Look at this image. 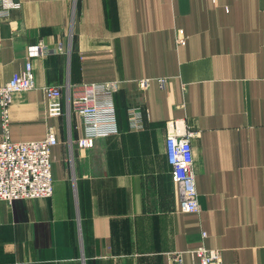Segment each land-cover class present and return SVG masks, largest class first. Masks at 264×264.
<instances>
[{
  "label": "crops",
  "instance_id": "obj_1",
  "mask_svg": "<svg viewBox=\"0 0 264 264\" xmlns=\"http://www.w3.org/2000/svg\"><path fill=\"white\" fill-rule=\"evenodd\" d=\"M12 1L0 8V88L29 65L36 87L13 96L10 136L41 141L53 127L59 144L53 197L0 201V264H169L175 252L189 264L202 246L264 264V0ZM40 42L50 54L31 56ZM109 82L120 133L71 148L82 120L50 117L43 88ZM173 120L198 134V213L181 210L172 180Z\"/></svg>",
  "mask_w": 264,
  "mask_h": 264
},
{
  "label": "built area",
  "instance_id": "obj_2",
  "mask_svg": "<svg viewBox=\"0 0 264 264\" xmlns=\"http://www.w3.org/2000/svg\"><path fill=\"white\" fill-rule=\"evenodd\" d=\"M215 2L217 0H214ZM20 4L12 0H0L2 13L19 9ZM31 56H48L50 50L43 42L30 48ZM147 88L149 81L139 82ZM35 76L31 65L22 73L15 74L11 81L0 88V111L3 140L0 142V201L9 204L17 200L48 199L54 195L52 174V150L58 146L56 130L48 128L41 141L14 142L10 136V107L13 96L35 88ZM49 101V116L67 118L71 123L74 114L83 124V136L76 142L70 141L71 148L92 149L97 140L119 134L114 94L119 86L116 82L84 84L74 91L71 84L45 86ZM128 117L131 129H143V113L140 108H130ZM198 134L179 120L166 124V157L171 167L173 182L179 189L181 210L198 213L200 204L194 171L195 157L193 140ZM204 236H206L204 234ZM189 264H225L220 250L202 246L190 252ZM169 264H187L184 253L175 252L169 256Z\"/></svg>",
  "mask_w": 264,
  "mask_h": 264
}]
</instances>
